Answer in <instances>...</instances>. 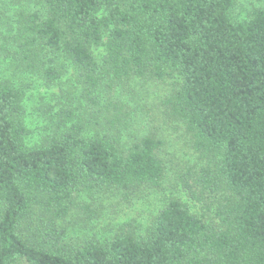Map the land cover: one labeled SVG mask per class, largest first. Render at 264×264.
<instances>
[{"label": "trees", "instance_id": "16d2710c", "mask_svg": "<svg viewBox=\"0 0 264 264\" xmlns=\"http://www.w3.org/2000/svg\"><path fill=\"white\" fill-rule=\"evenodd\" d=\"M233 4L43 0V12L0 13L12 60L0 77V264H264V6L234 21ZM69 64L88 104L101 82L178 78L165 112L185 125L202 160L178 179L218 221L172 197L145 235L123 227L104 242L66 240L75 209L93 220L102 207L79 201L80 192L161 189L168 169L164 139L89 132L97 113L84 105L61 106L42 140L27 143L25 92L14 77L40 71L53 86Z\"/></svg>", "mask_w": 264, "mask_h": 264}, {"label": "rangeland", "instance_id": "374dc122", "mask_svg": "<svg viewBox=\"0 0 264 264\" xmlns=\"http://www.w3.org/2000/svg\"><path fill=\"white\" fill-rule=\"evenodd\" d=\"M260 6H264V0H234L231 18L234 21L244 20L254 8ZM44 9L43 0H0V13L11 16L23 11L43 12ZM3 19L2 16L0 29H3ZM2 44L4 42L0 38V77L8 72L6 67L12 62ZM100 51L102 47L96 50L97 59L101 57ZM67 67L68 70L66 69L58 80L60 83L53 86L47 85L40 71L24 72L25 75L20 73L22 80L14 77L25 92V119L29 129L27 143L36 145L42 140L44 129L51 125L50 116L53 114L57 116L61 106L84 105L97 113H92L96 115L97 123L94 122L89 127V132L109 133L120 137L123 142L136 140L145 135L164 139L162 151L168 169L165 184L161 189L143 188L132 193L124 190L108 193L80 192L79 201L92 204L96 199L102 203V207L99 215L93 220H86L83 212L75 209L68 220L66 240L75 244L81 242L80 239L94 235L104 242L119 234L123 227L126 229L130 227L137 236L145 235L154 216L172 197L182 199L196 214L208 211L213 220L218 221L215 218V207L208 208L205 203L191 198L178 179V175L188 165L199 167L202 164L185 125L173 120L165 112L163 101L176 88L178 78L158 81L134 77L122 83H114L112 86L101 82L91 97L97 101L88 104L89 100L82 96L84 78L81 72L72 64ZM69 87L74 89L73 94L69 95L65 90ZM114 114L115 120L111 122L109 118ZM115 122L117 124L113 126ZM71 219L72 223H69Z\"/></svg>", "mask_w": 264, "mask_h": 264}]
</instances>
